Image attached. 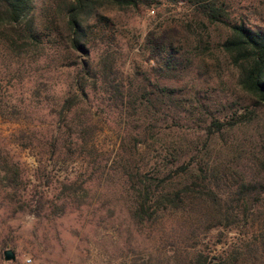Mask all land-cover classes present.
<instances>
[{
  "label": "trees",
  "instance_id": "obj_1",
  "mask_svg": "<svg viewBox=\"0 0 264 264\" xmlns=\"http://www.w3.org/2000/svg\"><path fill=\"white\" fill-rule=\"evenodd\" d=\"M160 5H186L187 16L197 23L226 26L227 33L217 46L236 70V84L252 105L238 118L247 114L252 119L255 107L264 105V28L229 19L225 0H0V117L33 121L32 126L12 131V139L24 148L43 146L46 155L53 156L85 149L97 109L104 119L112 116L126 151L120 158L127 183V212L134 224H162L167 215L180 213L178 226L194 238L202 229L227 227L242 217L254 222L264 216V153L258 151L257 169L228 172L230 165H222L214 142L234 124L226 126L211 116L203 150L192 151L196 140L168 138L162 133L159 139L164 153L160 147L150 156L142 153L136 159L132 154L141 143L146 148L153 146L147 136L154 124L193 113L184 88L168 82L190 66L191 56L185 54L198 53L195 42L202 40V33L192 29L190 19L174 21L188 32L176 45L173 34L168 33L170 22H165L164 30L150 44L156 56L148 68L123 74L116 66L120 30L115 13ZM199 106L194 112L201 115L205 110ZM239 121L241 118L236 123ZM257 127L263 126L258 122ZM258 139L264 141V127L259 129ZM136 160L140 163L132 170ZM36 177L48 182L44 169ZM22 180L17 161L0 150V184L16 194L25 186ZM86 190L76 181L61 182L57 195L61 199L50 203V212L61 213L68 204L83 202ZM21 196V210L27 207L38 216L45 209L42 191L34 188ZM169 246L155 252L156 264H235L237 258L234 254L224 259L208 257L199 249L186 255L172 243ZM247 246L255 258L260 256L258 252L264 254V222ZM236 253L245 252L237 249Z\"/></svg>",
  "mask_w": 264,
  "mask_h": 264
},
{
  "label": "rangeland",
  "instance_id": "obj_2",
  "mask_svg": "<svg viewBox=\"0 0 264 264\" xmlns=\"http://www.w3.org/2000/svg\"><path fill=\"white\" fill-rule=\"evenodd\" d=\"M225 2L229 19L264 28V0ZM188 13L186 5H160L115 13L114 20L120 30L116 41V66L123 74L130 69L141 72L153 64L156 54L150 44L164 30L165 22H170L171 31L168 33L173 34L175 45L183 40L182 34L186 33L174 24L175 20L187 22L190 19L192 29L202 33V40L195 42L198 53L185 54L189 58L191 56L190 66L186 71L182 70L178 79L168 80L184 88L193 113L154 124L153 132L147 136L149 141H153V146L146 148L141 143L132 154L136 159L142 153L150 156L160 147L164 153L159 139L162 133L168 138L183 136L196 140L192 151H197L199 147L203 150L205 127L210 117L216 116L226 126L234 124L233 129L217 136L214 142L216 151L220 150L222 165L228 168L230 165L228 172L236 174L257 169L254 161L257 160L256 156H260L258 151L264 153V141L258 139L259 129L263 130L264 127V105L255 107L252 119L247 114L238 118L252 105L236 84V70L217 46V42L227 33V28L222 24L197 23L187 16ZM123 40L129 47L123 46ZM200 47L204 49L200 50ZM60 79L62 81V75ZM199 105L205 110L201 115L194 112ZM99 111L97 109L91 117L94 128L84 150L53 156L46 155L43 146L24 148L12 139V131L32 126L33 121L0 117V150L17 161L25 184L18 188L16 194H11V190L0 184V264H132L133 261L156 264L155 252L171 247V243L186 255L199 249L208 257L224 259L234 254L237 257L236 260L233 258L235 264H264V254L258 252L260 256L255 258L248 252L247 246L259 224L264 222L262 214L254 222L242 217L227 227L217 225L202 229L194 238L178 226L176 220L181 219L180 213L167 215L162 224H134L126 207L127 183L122 172L124 161L120 158L126 151L119 137L121 129L112 116L104 119ZM202 117L204 121L200 120ZM240 118L242 121L236 123ZM258 122L263 127L258 129ZM230 150H234L235 154L230 155ZM138 163L139 160L132 163V170L136 169ZM252 165L253 169L250 168ZM40 169L48 174L46 184L39 181L41 175L36 177ZM69 181L87 187L83 202L68 204L63 212L52 214L50 203L60 201L61 195H57L60 194L61 182ZM34 188L42 191L45 200V209L38 216L27 211V207L21 210L18 206L21 194ZM184 224L189 228L188 222ZM4 249H10L14 257L4 259ZM237 249L245 253L238 254Z\"/></svg>",
  "mask_w": 264,
  "mask_h": 264
},
{
  "label": "water",
  "instance_id": "obj_3",
  "mask_svg": "<svg viewBox=\"0 0 264 264\" xmlns=\"http://www.w3.org/2000/svg\"><path fill=\"white\" fill-rule=\"evenodd\" d=\"M3 257H4V259H12L14 257V254L10 249H4L3 250Z\"/></svg>",
  "mask_w": 264,
  "mask_h": 264
}]
</instances>
